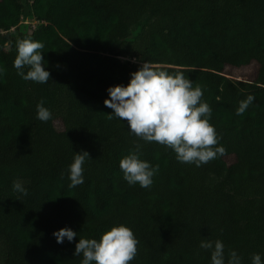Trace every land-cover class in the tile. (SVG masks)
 <instances>
[{"label": "trees", "instance_id": "1", "mask_svg": "<svg viewBox=\"0 0 264 264\" xmlns=\"http://www.w3.org/2000/svg\"><path fill=\"white\" fill-rule=\"evenodd\" d=\"M29 37L44 44L47 83L13 67ZM144 61L203 88L223 156L180 163L110 118L107 88L127 85ZM252 63L250 80L227 73ZM248 94L254 103L237 115ZM41 100L48 122L36 118ZM136 143L159 166L149 188L130 186L119 167ZM81 150L85 182L69 188ZM17 178L27 196L13 191ZM119 224L139 240L131 264H210L202 239H221L243 264L264 254V0H0V264H80V236L99 240ZM63 227L78 233L72 242L57 243Z\"/></svg>", "mask_w": 264, "mask_h": 264}, {"label": "clouds", "instance_id": "2", "mask_svg": "<svg viewBox=\"0 0 264 264\" xmlns=\"http://www.w3.org/2000/svg\"><path fill=\"white\" fill-rule=\"evenodd\" d=\"M10 43V42H9ZM9 43L3 45L9 47ZM44 48L41 41L24 38L16 42L17 55L13 67L24 80L47 83L51 73L44 64ZM27 67V72L25 68ZM106 107L112 109L110 118L126 121L129 132L145 142H156L172 149L180 163L195 164L197 167L223 156L225 147L221 137L210 123L212 108L203 99L201 86L193 87V81L184 73H169L144 61L142 66L130 74L125 84L109 86ZM255 101L253 94L239 102L237 115H242ZM36 118L42 122L53 119V112L41 100L36 105ZM141 145L136 143L134 150L125 155L119 163L123 179L130 185L139 184L149 188L159 166L142 159ZM90 158L87 151H74L68 165V187L74 188L85 182L84 165ZM13 191L28 195L25 183L17 178L13 181ZM57 243L65 238L72 242L78 235L71 227H63L53 232ZM139 240L134 231L125 224L113 226L96 238H79L74 255L81 256L80 264H131L138 253ZM199 247L210 252V264H243L242 256L234 249L225 251L221 239H202ZM264 254L253 253L251 264H264Z\"/></svg>", "mask_w": 264, "mask_h": 264}, {"label": "rangeland", "instance_id": "3", "mask_svg": "<svg viewBox=\"0 0 264 264\" xmlns=\"http://www.w3.org/2000/svg\"><path fill=\"white\" fill-rule=\"evenodd\" d=\"M24 14L26 16L24 15L25 17L23 19L22 24H31L32 27L35 26L36 22L32 20V18H29L30 13L28 12V10H26ZM257 67L258 66L256 63H252L251 65L241 67V68H229L227 70V73L229 76L234 77V78L250 80L254 77ZM231 160L232 159H228V162H231Z\"/></svg>", "mask_w": 264, "mask_h": 264}, {"label": "built area", "instance_id": "4", "mask_svg": "<svg viewBox=\"0 0 264 264\" xmlns=\"http://www.w3.org/2000/svg\"><path fill=\"white\" fill-rule=\"evenodd\" d=\"M35 22H37V21H35Z\"/></svg>", "mask_w": 264, "mask_h": 264}]
</instances>
